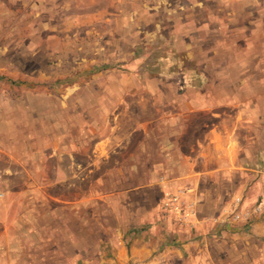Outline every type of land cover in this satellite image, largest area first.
Wrapping results in <instances>:
<instances>
[{
    "label": "rangeland",
    "instance_id": "obj_1",
    "mask_svg": "<svg viewBox=\"0 0 264 264\" xmlns=\"http://www.w3.org/2000/svg\"><path fill=\"white\" fill-rule=\"evenodd\" d=\"M218 76L260 93L259 126L235 129L238 167L198 183L224 192L207 189L215 197L201 206L177 184L154 202L152 166L172 154L168 124L152 126L174 122L175 96L212 104L188 113L194 141L198 122L228 137L249 113ZM230 192L232 210L217 198ZM220 210L242 227L218 230ZM255 220L264 224V0H0V264H98L121 247L128 264H219L236 243L227 250L223 234H251Z\"/></svg>",
    "mask_w": 264,
    "mask_h": 264
},
{
    "label": "crops",
    "instance_id": "obj_2",
    "mask_svg": "<svg viewBox=\"0 0 264 264\" xmlns=\"http://www.w3.org/2000/svg\"><path fill=\"white\" fill-rule=\"evenodd\" d=\"M217 80L222 84H218V90L227 95L229 100V104L233 105V107H238L241 113V106L246 110L248 109L249 113H245L242 117L237 115L234 117L232 124V134L226 137L221 126L216 127H208L203 124V122H198L197 127L205 128V135L201 139L193 140L192 137V128L195 127L193 125V120L188 117V113L190 110L194 111V109H202L205 112H210V102L206 103L199 102L194 100L192 96L195 92H185L183 95L175 96V102L173 103H181V107L174 109V116L171 118V121L174 122H162L156 120L154 122L153 129H160L168 124V128L170 130L167 138L169 140V149L168 151L172 154L168 159V163L161 162L159 164L153 165L151 169V176L153 178V183L151 184V189L149 191L153 193V200L156 202V198H162L161 192H167L173 190L174 185L186 183L185 188L188 189L187 192V200L192 199L194 204L201 203V206L206 205L210 201V197H215L212 195L213 191H208L210 188L220 189V193L224 192V187H205L200 186L199 182H202L210 177L224 176L227 171L226 168L230 167H238L237 162L240 160V152L242 140L238 139L235 136V129L239 128H248L251 129L257 128L259 126L258 121H260L261 116L258 115V109L256 104V96L258 91H255L250 87L247 91H241L237 88V83L235 79L237 76H231L234 84L232 85V90H225V81L230 85L232 80L229 77H221L218 76ZM224 89H222V86ZM226 92H225V91ZM257 92V93H256ZM199 92L196 93L197 97H200ZM260 93H258L259 95ZM179 96H181L179 98ZM183 100V101H182ZM224 100L222 101V103ZM218 103L217 107H222L224 104ZM242 103L246 105H241ZM180 110V111H177ZM214 110V109H212ZM185 114L186 118L184 122H178L181 120L182 115ZM219 116V114H218ZM193 118V117H192ZM259 119V120H258ZM192 120V123L189 121ZM247 124V125H246ZM175 128L178 129V132L175 134ZM159 166L161 168L159 172ZM160 176L164 178L166 181V185L164 186L161 182L158 181ZM202 180V181H201ZM156 194V196L154 195ZM233 194V195H232ZM221 197V198H220ZM234 197V192L229 193V198L226 196L219 195L218 205L224 201V204H228L230 210H232L235 206L234 200L232 202V198ZM203 200L199 202L200 200ZM198 200V201H197ZM223 211V213H222ZM220 210L218 217V230L220 228L228 229L232 226L235 230L237 226L241 228V222H236L230 219L229 214L225 210ZM209 216V214H208ZM196 219H198V213L195 215ZM253 218V217H252ZM211 220V219H210ZM210 220H206V222H202V228L213 227L208 223ZM213 222V221H212ZM196 223V222H195ZM197 224V223H196ZM250 229L252 230L251 234L248 235H240L234 234L233 238L229 239L225 238L226 234L224 233L223 238V246L228 247L227 250L230 249V246L233 242H236L233 246V252H226L224 255L220 256L223 259L219 262V264H264V249L261 248L264 242V224L258 223L256 220L254 223L250 225ZM217 230V231H218ZM223 232V231H221ZM246 239L248 244V248L240 249L239 242L241 239ZM98 253V252H97ZM147 250L143 248L142 250H136L131 255H147ZM201 255H205L202 254ZM106 257V258H105ZM98 264H128L129 256L126 252V249L122 247L112 252L110 257L105 256Z\"/></svg>",
    "mask_w": 264,
    "mask_h": 264
},
{
    "label": "built area",
    "instance_id": "obj_3",
    "mask_svg": "<svg viewBox=\"0 0 264 264\" xmlns=\"http://www.w3.org/2000/svg\"><path fill=\"white\" fill-rule=\"evenodd\" d=\"M171 199H172V200H170L171 203H173V201H176V198L172 197ZM237 217H238V215H237Z\"/></svg>",
    "mask_w": 264,
    "mask_h": 264
}]
</instances>
